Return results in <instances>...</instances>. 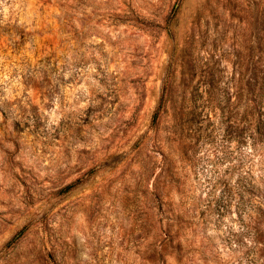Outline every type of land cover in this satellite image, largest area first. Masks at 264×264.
<instances>
[{
  "label": "rangeland",
  "instance_id": "rangeland-1",
  "mask_svg": "<svg viewBox=\"0 0 264 264\" xmlns=\"http://www.w3.org/2000/svg\"><path fill=\"white\" fill-rule=\"evenodd\" d=\"M254 99L264 0H0V264H264Z\"/></svg>",
  "mask_w": 264,
  "mask_h": 264
},
{
  "label": "trees",
  "instance_id": "trees-1",
  "mask_svg": "<svg viewBox=\"0 0 264 264\" xmlns=\"http://www.w3.org/2000/svg\"><path fill=\"white\" fill-rule=\"evenodd\" d=\"M253 93H254V91H253ZM164 93L162 94V97H161V101H160V104L158 105V108H157V110H156V112H155V114H154V120L157 118V115H158V113L160 112V109H161V106L163 105V98H164ZM255 101H256V99H254ZM257 103H256V105L254 104V106L252 107V110H254V111H257L258 110V108H259V112L257 113V114H259V117H260V114H264V113H262L261 112V110H262V108H263V106H261V104L258 102V101H256ZM254 113H256V112H254ZM258 123L257 124H259V126L260 125H263L264 126V118H262V119H259L258 121H257ZM73 186H74V184H70V185H68L67 187H66V190H69V189H71V188H73Z\"/></svg>",
  "mask_w": 264,
  "mask_h": 264
}]
</instances>
